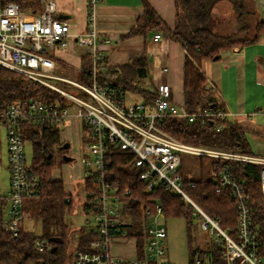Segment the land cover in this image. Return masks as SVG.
<instances>
[{"label":"built area","instance_id":"obj_1","mask_svg":"<svg viewBox=\"0 0 264 264\" xmlns=\"http://www.w3.org/2000/svg\"><path fill=\"white\" fill-rule=\"evenodd\" d=\"M102 1L89 0V27L74 33L69 20L57 15L55 0H44L41 9L35 12L23 8L17 0H0V64L65 97L64 102L42 98L27 103L16 100L0 113V121L6 127L10 178L8 192L0 190V227L13 236L19 235L24 226V200L40 195L44 185L32 162L27 160L23 123L46 122L63 128L74 118L87 128L85 151L79 160L83 166L82 180L90 178L91 188L79 196L92 213L86 222H93L91 229L95 235L87 249H77L73 264H172L167 254L168 230L162 206L154 203L142 207L137 220L130 213L134 207H130L126 198L131 189L122 188L121 182L108 174L111 156L118 150L136 154V165L144 168L140 177L149 190L160 183L165 190L181 194L195 206L202 215L200 226L220 246L224 264H264V258L257 252L260 227L253 218L249 196L227 163L239 160L261 164L259 183L264 197V157L192 145L161 127L162 122L174 118L221 131L231 114L223 104L191 111L184 102L172 99L171 86L166 82L159 85L151 101L129 102V90L112 77V66L101 47L110 43L111 38L101 35L95 26V6ZM162 37L163 32L156 31L153 40ZM73 41L85 48L88 55L83 81L68 77L56 59L57 52L67 49ZM167 71L164 66L163 72ZM61 82L80 89L88 99L71 93ZM262 84L264 87V77ZM186 153L204 157L210 166L213 162L223 163L215 187L217 191L228 189L236 201L234 236L184 191V182L192 184L193 180L184 178L182 164ZM72 199V193H68L66 200ZM35 246L43 252L50 248V243L37 238ZM192 264L213 262L205 254L197 255Z\"/></svg>","mask_w":264,"mask_h":264},{"label":"trees","instance_id":"obj_2","mask_svg":"<svg viewBox=\"0 0 264 264\" xmlns=\"http://www.w3.org/2000/svg\"><path fill=\"white\" fill-rule=\"evenodd\" d=\"M17 1L25 9L34 8L40 2V0ZM218 1L220 0H175L178 25L171 28L151 4L144 0L143 12L137 17L131 30L124 36L130 37L138 34L145 35L150 31H162L167 37L181 43L186 51L184 103L191 111L223 104L218 94L206 86L207 78L201 70L202 60L218 59L222 51L255 42L264 33V21L257 20L256 10L250 5L249 0H229L233 4L235 19L239 25L238 31L231 33L217 31L216 27L218 23L220 24V19L214 16L213 7ZM251 30L255 32L253 35H250ZM84 59L83 67L86 70L88 55ZM111 75L127 90L135 91L138 97L144 101H151L157 95V91L151 83L146 51L130 58L119 68L112 67ZM34 98L65 101V97L57 91L44 84L30 81L21 73L0 64V113L16 100L27 103ZM0 124H2L1 121ZM161 127L177 139L192 145L252 154L247 149L249 142L245 132L229 120L221 131H216L211 127L201 128L195 123H186L174 118L162 122ZM61 130L60 124L32 121L23 123L22 132L25 141L32 140L33 142V168L44 180L40 195L32 196V198L38 199L36 206L38 207V217L42 220L44 234L43 237H39L23 226L19 235L13 236L0 228V264H62L59 255H61L65 244L66 226L62 225L61 230L60 228L56 231L52 229L59 217L56 214H50V212L59 209L62 216L65 207L68 206L71 210L73 203L66 200L68 193L65 191L63 180L54 179L51 173L55 150L62 145ZM86 130V126L82 125L83 141L87 138ZM111 158L112 163L108 167V174L119 180L122 188L129 187L131 189V194L126 198L130 207H134L130 210L134 218L137 220L140 218L142 207L159 203L166 217L178 216L187 220L191 264L197 255L205 254L210 255L213 264H224L218 244L211 240L207 248L193 244L195 241L192 230L197 228L194 217L196 215L200 223L202 215L190 201L181 194L165 190L160 183L149 190L147 183L140 177L144 168L136 165V154L118 150L113 152ZM201 158L205 160L204 157ZM227 163L230 165L231 171L244 184L249 196L253 218L260 227L257 252L264 258V197L259 183L262 165L239 160H228ZM222 165L221 162H213L211 166L214 175L208 178L193 179L192 184L185 181L183 189L205 213L218 220L221 227L229 230L234 236L237 222L236 201L228 189L217 191L215 187V181ZM83 181L89 190L91 179L86 178ZM84 209L88 211L89 207L84 206ZM94 235L93 229L84 226L77 240V249H87ZM37 238L46 239L50 243V248L43 252L38 251L35 246ZM139 238L142 240L141 236Z\"/></svg>","mask_w":264,"mask_h":264},{"label":"crops","instance_id":"obj_3","mask_svg":"<svg viewBox=\"0 0 264 264\" xmlns=\"http://www.w3.org/2000/svg\"><path fill=\"white\" fill-rule=\"evenodd\" d=\"M43 1L40 0L36 7L29 8L28 10L33 12L39 11ZM55 1L57 4V15L69 20L71 30L74 33L88 29L89 0ZM147 1L171 28L178 25L175 0ZM223 1L229 2L231 6L228 19L230 21L233 20V17L235 19L232 2L229 0L218 1L213 7L214 16L220 19V24L218 23L216 30L221 33L238 31L239 25L236 19L231 22L232 24L229 27L224 26V23L222 24L223 18L218 16L217 11L219 10L220 3ZM249 1L250 5L256 10L257 20L264 21V0ZM143 3L144 0H103L95 6V26L97 31L101 35L111 38L110 43H103L101 47L104 49L113 68H119L127 63L130 58L146 51L149 61V74L154 89L157 91L159 85L164 82L169 83L172 99L177 103H183L186 51L181 43L167 37L164 33L160 40L154 41L153 36L156 31H150L145 35L138 34L124 37L133 27L137 17L143 12ZM85 57V48L79 47L74 41L71 42L67 49H60L56 54V59L66 72L65 66L69 63L78 66V69L81 68L83 75L85 70L83 61ZM164 66L168 67L167 72H163ZM201 70L207 78L208 86L218 94L223 105L230 111L231 114L228 120L244 132L249 130L257 146V151L252 154L264 157V136L259 135H264V87L262 84L264 77V33L255 42L234 46L222 51L218 59L202 60ZM133 94L138 96L135 91H133ZM138 100L142 99L139 97ZM69 129H74L77 132L78 139L81 137V124L76 119L71 118L60 132L62 143L72 141L65 132ZM185 155H190V153L184 154L183 162ZM71 171L73 178H69L68 176V179H62L66 193L73 191V184L76 180L81 181L83 166L81 169L80 165H78V167L71 169ZM210 172L211 166L209 162L207 178L210 176ZM52 177L54 179H61L59 176L53 174ZM9 183L10 178H8V189Z\"/></svg>","mask_w":264,"mask_h":264},{"label":"rangeland","instance_id":"obj_4","mask_svg":"<svg viewBox=\"0 0 264 264\" xmlns=\"http://www.w3.org/2000/svg\"><path fill=\"white\" fill-rule=\"evenodd\" d=\"M218 8L219 10L217 11V14L218 16L223 18V21H221L222 24L224 23V26L229 27V25L232 24L231 22L235 21L234 17L232 21L228 19L231 12L230 3L227 1H223L222 3H220ZM254 33L255 32L253 30L250 31V35H253ZM65 68L67 69L66 74L68 75V77L76 81H83L84 78L81 68L78 69V66L69 63L65 66ZM60 85L64 86L71 93L88 99V95L86 93L74 87L73 85L62 82L60 83ZM138 99L139 97L133 94V90L128 91L129 102H134ZM65 132L72 140L71 142L69 141L72 146H70L66 150V152H62L59 149L55 150V154L53 156V164L51 168V173L55 176H59L63 180L68 179V176L69 178H73L71 169L78 167V165H80L82 169V165L79 158L85 151V143L82 140V136L78 139L77 132H75L74 129H69ZM245 135L249 142L247 149L254 153L255 151H257V146L255 145L249 130L245 131ZM259 135L264 136L263 134ZM25 145L27 160L32 162L34 155V147L32 140H27L25 142ZM65 155L71 157V160H65ZM0 156V190L2 192L7 193L9 173L7 169L8 157L6 127L4 123L0 124ZM183 168L184 178L186 179H197L200 178L201 175L202 177L206 178L209 169V161L202 160V158L197 155H185ZM86 191L87 188L85 187L84 181L82 179L81 181L76 180V182L73 184V191L71 192L74 197V200L72 201L73 203L71 205V210L70 207L66 206L65 211L62 213V216L59 209L55 212H50V214H56L59 217L52 229L56 231L60 228L61 230L62 225L66 226V233L64 236L65 244L61 255H59L62 264L74 263L75 254L77 251V240L83 227L85 226L86 228H92L94 226L93 222H86V218H91L92 213L90 210L85 211V209H83V199L79 196L81 193H84ZM24 202L25 229L31 231L39 237H43L44 228L42 226V220L38 217V207L36 206L38 199L26 197ZM165 220L168 230L167 254L169 261L172 264H191V248L188 239L187 220L184 217L178 216H168L165 217ZM194 221L197 224H195L197 228L192 230V234L195 241V243L193 242V244L198 245L201 248H207L211 240V235L208 231H204L201 228L200 223L198 222L199 219L196 215L194 217Z\"/></svg>","mask_w":264,"mask_h":264},{"label":"water","instance_id":"obj_5","mask_svg":"<svg viewBox=\"0 0 264 264\" xmlns=\"http://www.w3.org/2000/svg\"><path fill=\"white\" fill-rule=\"evenodd\" d=\"M71 146V143L69 141H65L62 143V145L59 146V150L66 151ZM65 160H71V157L65 155Z\"/></svg>","mask_w":264,"mask_h":264}]
</instances>
